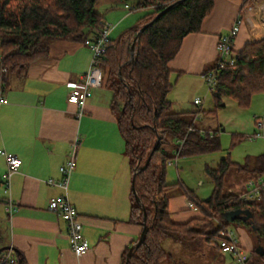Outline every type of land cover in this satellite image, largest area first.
I'll return each instance as SVG.
<instances>
[{"label": "crops", "instance_id": "obj_1", "mask_svg": "<svg viewBox=\"0 0 264 264\" xmlns=\"http://www.w3.org/2000/svg\"><path fill=\"white\" fill-rule=\"evenodd\" d=\"M107 1L104 11L96 10L103 14L104 22L111 24L109 38L114 39L128 27L118 28L130 10L117 0ZM252 1L255 4L260 0H214L201 30L184 37L178 53L168 63L173 86L167 97L171 108H176L174 111L201 108L204 97L200 106L194 98L205 86L203 74L217 59L219 36L227 33L240 10L245 19L233 41V50L239 51L246 43L264 36V24L245 8ZM48 48V55L31 62L23 76L11 75L0 86V97L4 99L0 103V149L21 160L10 179V197L17 209L8 215L1 184L6 162L0 154V247L15 248L8 250L24 264H121L126 250L138 241L142 228L129 220L132 174L125 139L110 108L112 92L104 84L94 88L84 112L77 115V108L67 101V95L88 69L90 48L80 41L62 39L51 41ZM263 108L255 114L264 112ZM251 126L253 133L254 121ZM258 139L264 140L254 138ZM74 140L76 166L69 177L67 197L77 209L89 244L88 251L81 256L73 253L61 216L48 209V200L63 190L47 180L60 179L59 167ZM263 153L264 144L242 162L233 161L248 162L251 168L254 158ZM233 170L246 173L249 178L248 172ZM246 179L227 189L240 192ZM172 188L173 192L168 194L171 218L185 222L200 216L198 210L187 207L185 184L177 181ZM226 227L247 251L253 253L259 246L250 227L234 220L228 221ZM162 246L171 254V260L164 264H240L202 239L178 242L168 238Z\"/></svg>", "mask_w": 264, "mask_h": 264}, {"label": "trees", "instance_id": "obj_2", "mask_svg": "<svg viewBox=\"0 0 264 264\" xmlns=\"http://www.w3.org/2000/svg\"><path fill=\"white\" fill-rule=\"evenodd\" d=\"M117 1L146 10L109 40L100 60L103 84L112 92L110 108L125 139V154L134 180L129 220L141 228L143 223L146 225L143 241L133 247L128 257L129 249L126 250L121 264H164L171 260V254L162 246L168 238L178 242L202 239L220 250L219 232L226 227L227 213L234 210L247 211L242 213L246 217L232 220L250 227L261 247V252L243 264H264V195L258 200L242 201L224 186V178L233 168L248 172L249 177L263 174L264 153L254 158L251 168L248 162L239 164L229 156L222 157L215 167L205 166L213 183L211 195L199 200L185 189L200 216L176 222L168 210L166 190L175 183L166 182L167 162L179 156L215 151L220 146L219 128L210 131L196 125V120L201 119L200 109L174 111L167 97L173 86L168 63L178 53L184 37L201 30L214 0ZM96 2L0 0V86L11 75L23 76L31 62L46 57L51 41L83 43L99 30L104 16L96 10ZM159 12L162 13L152 21ZM233 52V64L214 63L207 69L217 70L216 86L211 91L217 107L223 106V95L231 97L238 106L247 107L253 94L264 93V36ZM157 139L158 146L141 169ZM136 167L138 171H134ZM8 251L0 252V264H19L17 255L16 263L2 260ZM20 264H24L23 260Z\"/></svg>", "mask_w": 264, "mask_h": 264}, {"label": "built area", "instance_id": "obj_3", "mask_svg": "<svg viewBox=\"0 0 264 264\" xmlns=\"http://www.w3.org/2000/svg\"><path fill=\"white\" fill-rule=\"evenodd\" d=\"M124 6L130 11L133 10V6L128 3H125ZM245 8L247 11H252L254 13L253 16L259 21V23L264 24V0L257 1L255 4L252 1L248 3ZM244 19L245 17L240 10L227 33L219 36L216 44L217 59L215 65L221 66L234 63L232 44ZM110 29L111 24L108 22H102L101 28L88 36L83 42V44L88 46L91 51L89 66L86 73L78 82L74 83L67 95V101L76 106L77 115L84 112L85 102L91 96L92 90L103 84L104 76L100 66V60L110 40ZM217 76L216 69H209L203 74L204 83L208 92L213 91L215 88ZM2 102H4V99L0 97V103ZM194 102L196 105L200 106L202 99L200 97H195ZM254 125L255 130L251 134V137L264 138V115L255 116ZM76 147L77 140H74L64 163L59 167L61 174L60 179L55 180L49 178L47 180L49 184L57 185L63 190L62 193L52 196L48 200V209L61 216L66 224L70 247L76 256H81L88 251L89 244L83 233V225L77 209L67 197L69 177L76 166ZM0 154L4 156L6 162V170L1 178V184L4 193L6 194V197L4 198V207L7 214L10 215L17 209L16 204L10 197V179L11 176L18 171L21 160L16 154L1 149ZM138 170V167L134 169V171ZM262 195H264V173L247 178L243 185V189L237 193V199L242 201H253L260 199ZM187 207L191 210H198L197 205L188 197ZM218 246L222 252L231 255L233 259L240 264L246 262L247 259L255 253V251L251 253L244 249V247L240 245L234 232L227 227H224L219 232ZM2 260L16 263V258L11 254L10 250L3 256Z\"/></svg>", "mask_w": 264, "mask_h": 264}, {"label": "rangeland", "instance_id": "obj_4", "mask_svg": "<svg viewBox=\"0 0 264 264\" xmlns=\"http://www.w3.org/2000/svg\"><path fill=\"white\" fill-rule=\"evenodd\" d=\"M107 2V0H97L96 9L104 11L103 9L106 7ZM143 13V9H133L129 11L128 17L118 28L121 29L131 25L134 20ZM196 97H204V101L202 106H200L201 108H193L202 111L201 119L196 120L195 123L199 128L204 130L212 131L219 128V149L170 159L166 164V182H183L186 188L190 190L196 198L203 200L210 196L213 190V183L204 171L205 166L215 167L224 156H229L231 160L242 162L247 154L257 152L260 146L264 144L263 139L254 140V138L252 139L251 137V125L252 121H254V117L264 115V112L255 114L258 113L255 111H259L264 107L262 103L264 102V93L253 94L247 107L238 106V104L227 95H223L220 98L225 106L217 107L213 95L211 92L207 91L206 85ZM246 178V173H236L235 170L230 169L224 178V186L225 188L230 186L235 188L236 185ZM172 189V186H170L166 190L167 195L173 192ZM174 189L176 190L178 188L175 187ZM208 244L211 243L209 242ZM202 247L204 248V246ZM255 254L256 253H254V255ZM195 259L197 260L199 257L197 256ZM200 259H202V257H200Z\"/></svg>", "mask_w": 264, "mask_h": 264}, {"label": "water", "instance_id": "obj_5", "mask_svg": "<svg viewBox=\"0 0 264 264\" xmlns=\"http://www.w3.org/2000/svg\"><path fill=\"white\" fill-rule=\"evenodd\" d=\"M162 12H159L154 18H153V20L152 21H154L160 14H161ZM143 28V27H142ZM142 28L140 29V30H142ZM135 40H136V38H135ZM134 46H135V43L133 42L132 43V45H131V51L133 52L134 51ZM158 143H159V139H157L156 140V142H155V144H154V146L152 147V149H151V152H150V154H149V156L147 157V159H146V162H145V164L141 167V169H144L146 166H147V164H148V161H149V159H150V156H151V153L155 150V148L158 146ZM134 180L132 179V188H133V190H134V185H133V182ZM135 192V191H134ZM137 199V201H139V198L137 197L136 198ZM240 213H247V211L246 210H244V211H240V210H234V211H231V212H229V213H227V221H231L232 219H234L235 217H238V216H242V218H244V217H246L245 215H240ZM144 219H145V215H144ZM144 222V221H143ZM145 232H146V225H145V223H143V227H142V230H141V233H140V236H139V239H138V241L134 244V245H132L130 248H129V250H128V252H127V254H126V257H128V256H130V254H131V251H132V249H133V247L135 246V245H137L138 243H140L141 241H143V239H144V237H145ZM5 249H11V250H14L15 251V248H13V247H11L10 245H5V246H2V247H0V252L2 251V250H5ZM259 252H261V247L260 246H258L256 249H255V253H259ZM19 264L21 263V258L19 257Z\"/></svg>", "mask_w": 264, "mask_h": 264}]
</instances>
